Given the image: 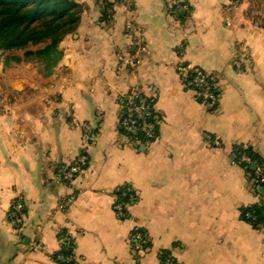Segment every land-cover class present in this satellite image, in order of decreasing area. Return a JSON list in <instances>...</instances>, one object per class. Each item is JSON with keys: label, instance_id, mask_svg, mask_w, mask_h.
I'll use <instances>...</instances> for the list:
<instances>
[{"label": "crops", "instance_id": "crops-1", "mask_svg": "<svg viewBox=\"0 0 264 264\" xmlns=\"http://www.w3.org/2000/svg\"><path fill=\"white\" fill-rule=\"evenodd\" d=\"M74 1L85 10L49 79L32 68L9 75L29 65L0 67V264H57L63 232L74 242V264H135V230L150 243L140 264H157L163 250L177 264H264V228L241 219L260 197L232 159L237 146L264 157V31L245 19L246 2L228 10L230 0H119L106 26L96 0ZM124 1L143 33L138 57ZM181 4L191 9L182 6L186 19L172 16ZM242 47L239 70L232 58ZM180 62L217 81L214 110L183 86ZM132 89L153 106L157 135L146 146L119 128ZM82 124L91 130L84 148ZM82 151L85 171L58 181ZM123 185L138 196L125 220L113 210ZM64 199L72 203L61 210ZM15 201L25 215L19 231L9 222Z\"/></svg>", "mask_w": 264, "mask_h": 264}, {"label": "trees", "instance_id": "trees-1", "mask_svg": "<svg viewBox=\"0 0 264 264\" xmlns=\"http://www.w3.org/2000/svg\"><path fill=\"white\" fill-rule=\"evenodd\" d=\"M244 2L247 4L245 19L264 31V6L261 5V2L264 3L263 0H230L228 10L239 7ZM96 3L100 10L99 22L106 26L110 25L115 16V7L121 2L119 0H96ZM182 6L187 5L174 6L172 16L177 19L188 18L191 9L187 6L189 12H184ZM84 10L85 7L74 0H0V56L3 57V66L9 69L12 66L31 65L42 79H49L64 57L62 49L64 39L75 33ZM178 52H184V48ZM130 55L133 56L132 50ZM195 71L201 72L204 77L201 90L208 89V92L217 99L220 94L216 88L217 81L213 76L207 75L198 68H194L189 73L188 79L196 76ZM185 88L193 91L191 88ZM195 99L202 104L201 99L196 95ZM2 100L0 96V102ZM215 105L216 102L212 110L215 109ZM156 135L157 128L154 137L149 141L141 138V144L146 146L152 143ZM232 159L244 170L248 181L260 197L258 204L241 211V219L255 229L264 228V157L251 146H237L233 149ZM244 159H247L249 164L243 161ZM252 166L255 167L253 171ZM113 196L122 203L131 202L132 206L138 201L137 193L129 185L115 189ZM121 214L122 217L119 219H128V211L122 210ZM249 214L256 218L255 221L246 219ZM133 234L140 235L144 240L142 261L146 250L150 248V243L143 231L135 230ZM58 241L60 243L59 252L53 256V261L57 264H74L73 240L63 232L58 235ZM157 264H177V262L170 251L163 250L157 254Z\"/></svg>", "mask_w": 264, "mask_h": 264}, {"label": "built area", "instance_id": "built-area-1", "mask_svg": "<svg viewBox=\"0 0 264 264\" xmlns=\"http://www.w3.org/2000/svg\"><path fill=\"white\" fill-rule=\"evenodd\" d=\"M125 8L127 10V18L125 19V29L128 31L132 40L134 41L135 55L138 57L140 54L146 53L145 45L143 44V33L136 27L132 19L129 18L133 12V5L129 1H124ZM184 10V9H183ZM183 47H181L182 49ZM247 50L242 47V49L237 51L232 58V65L239 69L241 63L246 57ZM183 52H180V56ZM140 63L134 60L133 64L130 65L131 68L137 66ZM191 64L180 62L175 66L176 73L180 76L181 82L184 87L193 89V92L202 101V104L211 108L214 106L216 99L209 92L208 89L201 90L204 83V77H202L201 72L195 71L196 76L192 79H188L189 73L194 69ZM186 81V83H185ZM201 90V92H197ZM197 92V93H196ZM1 105V104H0ZM80 130L83 133V143L86 147L90 137V127L86 124L79 125ZM119 128L122 136L133 144H141V138L147 141L154 137L156 130V122L153 116V106L150 98L145 95L140 89H132L125 98V103L123 104L120 112ZM247 164L249 161L244 159ZM87 167V157L84 151L81 152L78 159L66 170L60 173L58 181L62 183L70 182L75 177L79 176ZM72 203V199H64L60 202L59 208L61 210L68 209ZM113 208L115 215L119 218L122 217L121 211H128L132 208L131 202L122 203L117 197L113 196ZM25 215L22 210L21 203L15 201L12 203L11 211L9 213V222L15 231H19L24 224ZM249 221H255V217L251 214L246 216ZM129 243L131 246V251L133 255V260L135 264L141 263V256L143 254L144 244L143 238L140 235L131 233L129 237ZM133 243V245H132ZM60 259V258H58Z\"/></svg>", "mask_w": 264, "mask_h": 264}, {"label": "rangeland", "instance_id": "rangeland-1", "mask_svg": "<svg viewBox=\"0 0 264 264\" xmlns=\"http://www.w3.org/2000/svg\"><path fill=\"white\" fill-rule=\"evenodd\" d=\"M264 1V0H263ZM261 5L262 6H264V3L263 2H261ZM261 6V7H262ZM247 10V9H246ZM246 12V11H245ZM31 65H29V66H25V67H23V68H21V69H16V72H14V73H10L9 75H11V76H15V77H22V75L23 74H25V71L27 72V71H30L31 69L30 68H32L33 70H35L36 71V69L34 68V67H30ZM0 67H3V68H5L4 66H3V57H1L0 56ZM13 67V66H12ZM16 67V66H15ZM14 67V68H15ZM13 68V69H14ZM37 72V71H36ZM2 74H3V71L2 70H0V76H2ZM10 76V77H11ZM2 105H0V114H4V111H5V109L3 108V107H1Z\"/></svg>", "mask_w": 264, "mask_h": 264}, {"label": "water", "instance_id": "water-1", "mask_svg": "<svg viewBox=\"0 0 264 264\" xmlns=\"http://www.w3.org/2000/svg\"><path fill=\"white\" fill-rule=\"evenodd\" d=\"M32 88V87H31ZM17 91H21V87L20 86H18V88L16 89ZM136 145V147H139L140 145L139 144H135ZM140 149H143V148H141L140 147ZM255 169V167L254 166H252L251 167V170L253 171Z\"/></svg>", "mask_w": 264, "mask_h": 264}]
</instances>
